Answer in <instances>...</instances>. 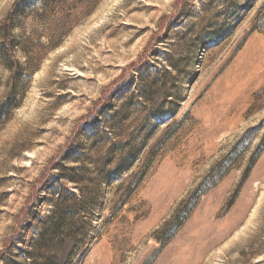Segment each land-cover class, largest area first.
<instances>
[{"label": "rangeland", "instance_id": "374dc122", "mask_svg": "<svg viewBox=\"0 0 264 264\" xmlns=\"http://www.w3.org/2000/svg\"><path fill=\"white\" fill-rule=\"evenodd\" d=\"M239 217L202 264H264V0H0V264H195Z\"/></svg>", "mask_w": 264, "mask_h": 264}, {"label": "bare ground", "instance_id": "6f19581e", "mask_svg": "<svg viewBox=\"0 0 264 264\" xmlns=\"http://www.w3.org/2000/svg\"><path fill=\"white\" fill-rule=\"evenodd\" d=\"M243 213H244V211H243ZM241 221H242V217H239L233 223H231V226L227 227V230L223 234H221L216 240H213V242H208L207 243L208 245L206 246V248L204 247L202 249V251L200 252V256L198 257L195 264L204 263L206 261L205 260L206 256L209 254V251L212 248H215V246H217V244L220 243V241H222L225 237H227L230 233H232V229H234V227H236ZM239 246H240L239 244H235L234 246H232V248H230L227 252H225V255L227 253H230L233 249H239L240 248ZM209 256H210V254H209ZM186 258H187V254H184L181 259H186ZM230 262H231V259L225 260V264H230Z\"/></svg>", "mask_w": 264, "mask_h": 264}, {"label": "trees", "instance_id": "16d2710c", "mask_svg": "<svg viewBox=\"0 0 264 264\" xmlns=\"http://www.w3.org/2000/svg\"><path fill=\"white\" fill-rule=\"evenodd\" d=\"M189 209H190V208H189ZM189 209H187V211L185 212V214H187V213H188Z\"/></svg>", "mask_w": 264, "mask_h": 264}]
</instances>
